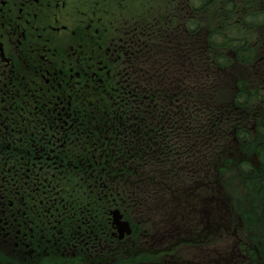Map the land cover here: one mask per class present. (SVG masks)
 I'll return each mask as SVG.
<instances>
[{"label":"flooded vegetation","instance_id":"1","mask_svg":"<svg viewBox=\"0 0 264 264\" xmlns=\"http://www.w3.org/2000/svg\"><path fill=\"white\" fill-rule=\"evenodd\" d=\"M127 2L0 0V264H96L119 240L112 212L129 207L96 155L123 99H138L142 135L160 122L149 60L179 39L170 18L130 22Z\"/></svg>","mask_w":264,"mask_h":264},{"label":"trees","instance_id":"2","mask_svg":"<svg viewBox=\"0 0 264 264\" xmlns=\"http://www.w3.org/2000/svg\"><path fill=\"white\" fill-rule=\"evenodd\" d=\"M237 4L239 3L236 0H228L225 6L228 16L231 13H236ZM208 5L207 0H202L201 6L203 8ZM202 7L196 8L194 6V13L200 12ZM232 10L234 12H231ZM210 29L215 28L205 25L204 31L195 30L193 42L190 43L191 49L193 48L191 50L193 55H191V59H188L189 65L187 66L186 63L179 65L178 74L174 81L169 77L161 79V88L159 89L163 104L161 133H155L153 130L150 133L146 131L145 138L142 139L138 134L137 104L134 108L131 104L128 107L125 105L127 108L121 112L123 116L121 125L116 121L112 123L113 131L119 135L111 140L110 149L114 150V155H131L130 162H137L138 168L140 163V168L144 169V174H153V176L145 178V183L148 186L145 199L147 205L150 206L147 211L152 209V204L155 203L156 198L155 193H159L160 189L167 194L174 190V194L168 199L169 202L174 203L181 201L179 195L175 194V192L180 191L179 186L186 185L183 189L182 198H190L191 200L204 193L202 191L205 190L210 191L218 187L225 191L227 188L231 189L235 194L234 202L237 205V210L246 226L250 230H253V224L258 227V237L253 236L257 242H253V244H256L262 252L264 249V155H257L260 165L253 167L251 163L253 162V155H249L253 147V133L249 130L252 111L251 108H245L241 118L237 115L236 109V106L248 105L253 93L238 95L234 85L231 87L230 84L225 83L229 72L220 65L221 53H227L231 56L229 60L233 63L230 66L235 65V61L241 63L243 59L246 61L249 57L241 52L238 53L239 47L235 42L231 47L217 38L209 45L206 40L213 33L210 32ZM205 33L208 38L204 40L202 38ZM242 43L247 46L246 41L242 40ZM240 47L242 49L243 45ZM225 61L227 62L226 59ZM189 70L195 72V75L189 77L186 74ZM170 98L173 100V104L176 98L179 102L192 103V112L189 114L177 113V120L172 123V125L177 126V134H186L187 129H189L186 128V118H190L193 133L192 141H187L185 135V140H179L177 143L172 140L177 134L166 126L170 113L165 116V113L170 111ZM127 115L129 117L134 116L135 121L125 122ZM146 128L151 127L147 125ZM259 128L256 141L262 146L261 149H263L264 154V122L259 124ZM141 142H144V146ZM238 142L239 145L237 146ZM126 151L129 153L127 154ZM197 153L200 155H196ZM123 157H119V159L121 160ZM112 160L114 169L116 170L118 166L119 170L117 171L121 175L125 171V165H120L119 162L115 163L113 156ZM183 160L187 167L182 164ZM135 172L136 170L133 169L132 174ZM135 175L138 176L137 173ZM135 182L137 183V179ZM195 190L196 192H194ZM206 197L210 199L211 194ZM150 198L154 199L152 203L148 204ZM249 202L253 205L252 207ZM162 204L168 205L166 201H162ZM145 214L148 215V219H153L154 212H145ZM253 244L251 248H253ZM252 253L253 249L249 255L253 264ZM259 264H264V261Z\"/></svg>","mask_w":264,"mask_h":264},{"label":"rangeland","instance_id":"3","mask_svg":"<svg viewBox=\"0 0 264 264\" xmlns=\"http://www.w3.org/2000/svg\"><path fill=\"white\" fill-rule=\"evenodd\" d=\"M192 1V5L197 7H202V0H191ZM228 2V0H207V4L209 3L208 6H206L205 8H201L198 13H194L191 14L192 16H194V18L191 16V19H193L192 22H190V24H187L186 27L184 28V26L182 27V29H178L177 32H174V28L176 27L175 23H178L179 20L183 17V13L180 15V8L179 5L177 4V0H128L127 2V13H128V19H130V22L134 23H138L139 20L144 19L147 23L149 21H151L152 23H155V21L157 19L160 18H170L173 20L170 21L169 24V31H165L164 34L170 35L172 33H179L182 32L184 34H191L192 37H194V33L196 29L199 30H203L205 28V25H208V27L211 28H215V29H210V32L212 33L210 35V38L207 37V34L205 33V36H203L202 39H207L206 42H209L208 44L211 45V43H213V41H216L217 38H219V41H223L225 42V44H229L231 47H233V43L235 42L237 44L238 48V53H243L245 55H247L249 57L248 60H244L240 63V62H236L235 61V65L230 66L231 63H233L232 61H230V57L229 54L227 53H221L220 56V65L222 68H226L227 72H233L234 69V73L238 76V74H240V72H244L245 69V65H249V64H253L252 67V73L253 76H258L260 77L259 79H252V77L250 78H246V76H241L239 78H241L242 80L246 81V83H248L247 87L253 90H257L256 94L253 95L250 100L251 101V105H246L243 106V109H250L253 113V116L250 118V122L252 121L253 126L254 125H259V124H263L264 122V0H236L238 3L241 2L240 4H237V12L236 13H231L234 12V10H232L231 14H229V16L227 15V10L225 11V6L226 3ZM194 10V8H193ZM187 15V14H186ZM168 19V20H170ZM175 22V23H174ZM182 21L180 23H178L179 25H181ZM253 23V24H252ZM157 25H155L154 27H156ZM178 26V25H177ZM162 29V28H161ZM225 29V30H224ZM217 30H219L217 32ZM221 31V32H220ZM214 36H218V37H214ZM213 37V38H212ZM211 39V40H210ZM242 40L246 41V45L245 46L242 43ZM162 41V40H160ZM178 44H180V42L182 41L181 38L177 39ZM183 43V42H182ZM206 44V43H204ZM203 44V45H204ZM243 45V48L241 49L240 46ZM185 48V53H186V47ZM158 50V49H157ZM159 56L157 55L155 57V61L160 62L159 60ZM161 57V56H160ZM225 59L227 60V62L225 61ZM154 61V60H153ZM163 61V60H161ZM149 62H151V59L149 60ZM227 64V65H225ZM147 66H149L147 64ZM263 67V68H262ZM147 68V67H146ZM152 68V67H151ZM154 69V68H152ZM173 69H177V67L175 66H171L169 63L167 64H163V65H159L156 67V71L158 73H160L161 71H177V70H173ZM249 71V69H248ZM262 72V73H261ZM207 74H209V72H207ZM206 74V75H207ZM167 75H171L170 73H167ZM173 75H176V73H173ZM195 75V72H191L188 74L189 77H192ZM166 79V78H165ZM232 80V79H231ZM163 81V80H162ZM157 84L154 83L153 86H155V89H158V86H156ZM233 83L231 84V87H233ZM233 90V89H232ZM231 95V94H229ZM245 95H248V93L246 92ZM171 100V98H170ZM249 100V101H250ZM158 102V101H156ZM254 104V105H253ZM180 106H183V103L179 104ZM178 105V106H179ZM170 108L173 109V107L170 106ZM258 114V116H257ZM257 116V117H256ZM243 117V116H242ZM261 118V119H260ZM160 122H158L159 124ZM175 143H177L179 140H185L184 135L182 134L180 137H175L174 139H172ZM190 141H192V139H190ZM102 144V143H100ZM239 145V142L237 143V146ZM262 146L260 144H258V142L256 141L255 137H253V147L252 150L250 152L249 155H264L263 154V149H261ZM196 155H200V154H196ZM106 155H100L98 157H105ZM123 156H127V155H113L115 163H118L120 165H128L129 164V159L123 157ZM119 157H123V159H119ZM259 158V157H258ZM97 159V160H98ZM257 164L260 162V160H254ZM182 164H185V161H182ZM260 164H258L259 166ZM254 167V166H253ZM135 179L138 178H148L153 176L152 175H133ZM118 177V176H117ZM107 180L112 184L111 187H113V189H122L124 191L127 192V190L130 187V184L128 182H124L121 183L120 181H117L118 179H111V177H108ZM180 187V191L175 192V194L179 195V198H182L183 195V189L186 187L185 186H179ZM153 193V192H152ZM174 194V190L171 191L170 194H167L165 192H163L162 189L159 190V193H155L156 198H155V203L152 204V210L150 212H154L153 217H155L154 219L159 221V223L161 222L162 225L166 224L167 222L171 223V227L176 228L178 225H181V231L179 234L178 238H182L185 237L183 235L185 234V227L182 226L183 220L182 218V210L181 211H176L174 213L175 216H170V217H166L163 213V211H154V206L155 205H163L162 201H166L168 202V199L171 197V195ZM141 196H143V194L141 193ZM202 196L206 197V194H203ZM130 199L134 198L135 195H130L129 193H127V196ZM146 197V196H145ZM141 200H143V197H139ZM196 199H193L191 202L194 203L193 204V208H188L186 209V212L189 213V215H186L187 220H189L188 222H185L183 225H191L193 223H191L192 221L194 223H196V218L193 220L192 218L194 216H199L198 215H194L193 212L196 211V209H201L203 206L208 207V210H212L211 214L213 215L212 217L209 218L208 220V225L210 227V221L212 220L213 222H217L219 220V218L222 216L221 211L219 206L216 203H212L207 199H199V197H195ZM235 198V194H233V192L231 191V189L227 188V191H225V199H226V204H228V202H233V199ZM138 199V198H137ZM154 198H150V202L152 203ZM190 200V198H189ZM124 201L126 202V198L124 199ZM125 205L124 203H118V205ZM197 204V205H196ZM250 206L252 207L253 205L249 202ZM184 205V203H183ZM164 206V205H163ZM212 206V207H211ZM179 209V208H177ZM252 209V208H251ZM158 210V209H157ZM254 210V209H253ZM167 211V210H166ZM256 212V210H254ZM184 212V211H183ZM215 215H217V218H215ZM173 221H170V220ZM130 219H128V222L130 224ZM177 224V225H176ZM197 224V223H196ZM131 225V224H130ZM203 224H200V226H202ZM215 228H213L212 230H217V225L214 226ZM162 228L158 229L157 231L153 230L151 237L152 236H158L160 235V231ZM239 237L244 235V227H241L239 230ZM196 232H200V230H196ZM228 233V235H224L223 238H219L216 237V240L213 238L212 241L210 240L208 243V252L205 251L202 253L198 252V257L197 254L195 252H192L191 255H184L181 254L180 257V261L181 259H185L186 260V264H189V262H205L207 260H209V263H214V264H237V261L239 259L243 260L242 257H240L239 252H238V247H237V240L234 238L233 236V232L230 231V229H228L226 231ZM256 232V231H255ZM248 234V232H247ZM197 234L195 233L193 236H196ZM211 235V234H210ZM177 238V239H178ZM205 240H208V236L206 235ZM207 246V245H206ZM205 246V247H206ZM98 256V253H97ZM253 256V255H252ZM51 257H46V261H48ZM253 261L255 262V264H259L261 262L264 261V249H262V252H260V254L258 256H255L253 258ZM49 264H52L51 261H49Z\"/></svg>","mask_w":264,"mask_h":264}]
</instances>
